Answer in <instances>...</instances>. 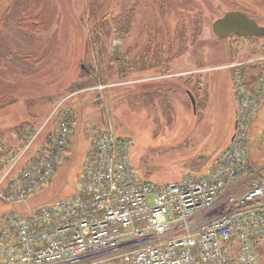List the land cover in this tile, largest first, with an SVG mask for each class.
Segmentation results:
<instances>
[{"label":"rangeland","instance_id":"1","mask_svg":"<svg viewBox=\"0 0 264 264\" xmlns=\"http://www.w3.org/2000/svg\"><path fill=\"white\" fill-rule=\"evenodd\" d=\"M231 2L0 0V99L9 95L4 102L15 101L0 108V147L22 149L31 129L50 119L51 129L65 102L72 114L63 160L30 197V207L76 193L92 137L109 124L133 139L129 159L140 179L165 185L180 183L187 173L202 176L236 131V66L264 55V37L220 39L214 33V22L234 9L264 27V0ZM133 8L129 27L114 23ZM37 16L44 22L41 31L30 21ZM150 40L163 49V59L170 55L168 71L141 66ZM190 77L196 82V107ZM142 93L150 95L146 102ZM247 141L250 166L264 177V98ZM14 211L27 209L0 200V216ZM263 247L256 264H264Z\"/></svg>","mask_w":264,"mask_h":264},{"label":"built area","instance_id":"2","mask_svg":"<svg viewBox=\"0 0 264 264\" xmlns=\"http://www.w3.org/2000/svg\"><path fill=\"white\" fill-rule=\"evenodd\" d=\"M259 61L254 91L236 77L231 143L202 176L187 173L180 183L140 179L129 159L133 139L109 124L92 137L76 193L32 208L30 197L56 175L69 145L70 107L51 139L40 141L52 119L31 129L0 164V200L27 209L0 216V264H256L264 177L250 166L247 134L264 98Z\"/></svg>","mask_w":264,"mask_h":264},{"label":"trees","instance_id":"3","mask_svg":"<svg viewBox=\"0 0 264 264\" xmlns=\"http://www.w3.org/2000/svg\"><path fill=\"white\" fill-rule=\"evenodd\" d=\"M223 1H226V2H228L230 4H233V2H231V0H223ZM235 5L238 6L237 4H235ZM134 8L132 9V11H126L125 13L120 15L119 17L115 18L114 19V23L117 26H120V27H123V28L124 27H129L131 25V23H132L133 14H134ZM233 11H236V10L234 9ZM109 15H110V13L104 14L102 17L107 19ZM38 17L39 16H37V18H30V21L32 22V24H35V26H38V27L40 26L39 30L41 31L42 30V26H44V22H42V21H41V23L38 22V21H40V18H38ZM102 21H104V19ZM27 26H29V25H27ZM97 26H98V23H94L92 28L95 29V31H96L98 29ZM32 27H34V26H32ZM31 29H33V28H31ZM153 41L154 40H150L149 45L142 51V54L140 56V61H141L140 64H141L142 67H148V66L150 68L157 67V68H159L157 70H159L160 72L162 70H164V68L166 67L165 71H168L169 65H170V58H169L170 55H168L166 59H163L162 56H161V52H163L162 51L163 49L158 44H155V42H153ZM154 45L156 46V48H155ZM236 70H237V74L239 75L242 83L247 87V90L248 91H254V87L257 85L258 80L261 78V76L263 74V63H262V61H259V60L255 61V62H246V63H243V64H240V65L236 66ZM193 78L194 77H190V79H188L189 80V84H191L192 87H194V89L190 90L189 92L195 97L194 93L196 92V90H195V83L196 82H193ZM198 83H202V81L200 80V81H198ZM162 91H168V90L161 89V90H159V93L162 94ZM171 91H173V90H171ZM144 92H146V90ZM173 92L175 93V90ZM203 92L208 94V90L206 88H205V90ZM69 93H72V92H69ZM143 93L141 95V98H142L141 101L145 100L144 102H146V100H148L150 95H149V93H145V94H143ZM154 95L156 96L157 93H154ZM7 97H9V95L8 96H4L3 98L0 99V108H2L4 106H7V105H11V104H13L15 102V101L4 102L5 100H9V99H7ZM165 98L166 97H164V99ZM195 100L197 102L196 97H195ZM65 103H64V106L66 107ZM47 131L49 133L47 138L51 139V136L56 133L55 123H53V126H51V129L49 128ZM11 150L12 149L3 150V148L0 147V164H2L3 159L5 158L6 155H8L11 152ZM260 175L261 174H258L259 177H260Z\"/></svg>","mask_w":264,"mask_h":264},{"label":"water","instance_id":"4","mask_svg":"<svg viewBox=\"0 0 264 264\" xmlns=\"http://www.w3.org/2000/svg\"><path fill=\"white\" fill-rule=\"evenodd\" d=\"M213 31L220 39H227L233 35L259 38L264 37V27L256 19L243 11H230L217 19L213 24ZM196 107L195 97L190 93Z\"/></svg>","mask_w":264,"mask_h":264},{"label":"crops","instance_id":"5","mask_svg":"<svg viewBox=\"0 0 264 264\" xmlns=\"http://www.w3.org/2000/svg\"><path fill=\"white\" fill-rule=\"evenodd\" d=\"M235 125H236V120H235ZM233 136H234V134L232 135V138H233ZM227 147H228V146H227ZM227 147H226V148H227ZM226 148H225V149H226ZM218 157H219V156H217V158H215V159L213 160V163L209 166V168H207V170H209V169H210V168H211V167L217 162ZM207 170H206V171H207ZM206 171H204V172H206ZM247 174H248V171H246V173H245V177H244L243 179H245L246 176H248Z\"/></svg>","mask_w":264,"mask_h":264},{"label":"flooded vegetation","instance_id":"6","mask_svg":"<svg viewBox=\"0 0 264 264\" xmlns=\"http://www.w3.org/2000/svg\"><path fill=\"white\" fill-rule=\"evenodd\" d=\"M234 36V35H233ZM264 56V55H263ZM262 57V56H261ZM261 57H256L255 59H253V60H251V61H248V62H255V61H258L259 60V58H261ZM243 63H246V62H243ZM243 63H240V64H243Z\"/></svg>","mask_w":264,"mask_h":264}]
</instances>
